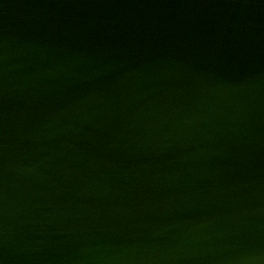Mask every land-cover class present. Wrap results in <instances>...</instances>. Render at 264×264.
Listing matches in <instances>:
<instances>
[{
  "label": "water",
  "instance_id": "obj_1",
  "mask_svg": "<svg viewBox=\"0 0 264 264\" xmlns=\"http://www.w3.org/2000/svg\"><path fill=\"white\" fill-rule=\"evenodd\" d=\"M0 264H264V0H0Z\"/></svg>",
  "mask_w": 264,
  "mask_h": 264
}]
</instances>
